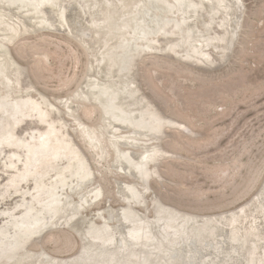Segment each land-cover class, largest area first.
<instances>
[{"label":"bare ground","instance_id":"obj_1","mask_svg":"<svg viewBox=\"0 0 264 264\" xmlns=\"http://www.w3.org/2000/svg\"><path fill=\"white\" fill-rule=\"evenodd\" d=\"M243 5L0 0V171L7 174L0 204L13 198L0 209V264H264V180L245 203L215 215L185 212L148 193L167 158L161 142L174 121L142 93L137 77L152 53L205 70L228 62ZM42 31L66 35L87 59L75 89L51 103L9 49ZM87 105L98 111L95 126L79 117ZM101 168L112 171L115 207L110 198L103 201ZM61 228L78 242L68 256L41 245Z\"/></svg>","mask_w":264,"mask_h":264},{"label":"rangeland","instance_id":"obj_2","mask_svg":"<svg viewBox=\"0 0 264 264\" xmlns=\"http://www.w3.org/2000/svg\"><path fill=\"white\" fill-rule=\"evenodd\" d=\"M242 2L239 36L222 66L205 70L161 53L147 55L138 65L142 93L174 121L173 130H166L161 142L167 158L160 162V175L149 182L148 193L185 212L215 215L233 210L250 199L264 180V0ZM9 49L26 68L27 80L50 103L74 90L86 67L83 49L62 33L24 35ZM79 112L82 122L98 124L94 107L87 105ZM177 122L185 129L178 131ZM71 124L66 122L67 131L82 147ZM106 170L101 168L100 178L96 176L103 201L110 198L115 207L119 202L112 190V171ZM6 175L0 171V183ZM103 201L97 208L104 207ZM11 203L13 198L1 203L0 209L10 208ZM47 234L41 238L47 253L76 252L77 239L67 229Z\"/></svg>","mask_w":264,"mask_h":264},{"label":"water","instance_id":"obj_3","mask_svg":"<svg viewBox=\"0 0 264 264\" xmlns=\"http://www.w3.org/2000/svg\"><path fill=\"white\" fill-rule=\"evenodd\" d=\"M69 20V19H68ZM71 21V20H70ZM70 21H68L69 22V24H70ZM70 27H72V26H70ZM232 39H233V37H232ZM4 143H2V144H0V147L3 145ZM143 160V159H142ZM129 173V172H128ZM131 176H132V178L134 177V173H129ZM127 212V210L126 211H123L122 213H124V215H125V213ZM107 215V214H106ZM107 221H113V222H115V223H117V224H120V221H118L117 219H116V217H111V218H109V220H107ZM117 230V229H116Z\"/></svg>","mask_w":264,"mask_h":264}]
</instances>
